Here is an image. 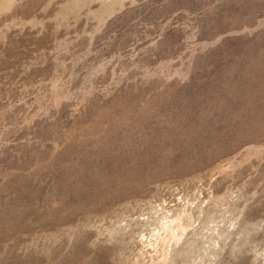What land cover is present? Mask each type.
<instances>
[{
  "label": "rangeland",
  "instance_id": "374dc122",
  "mask_svg": "<svg viewBox=\"0 0 264 264\" xmlns=\"http://www.w3.org/2000/svg\"><path fill=\"white\" fill-rule=\"evenodd\" d=\"M0 264H264V0H0Z\"/></svg>",
  "mask_w": 264,
  "mask_h": 264
}]
</instances>
